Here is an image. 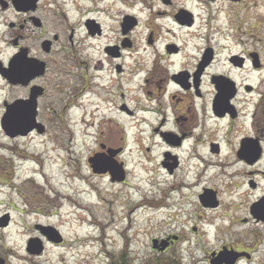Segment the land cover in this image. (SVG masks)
Returning a JSON list of instances; mask_svg holds the SVG:
<instances>
[{
	"label": "flooded vegetation",
	"instance_id": "1",
	"mask_svg": "<svg viewBox=\"0 0 264 264\" xmlns=\"http://www.w3.org/2000/svg\"><path fill=\"white\" fill-rule=\"evenodd\" d=\"M189 1L0 0V129L9 120L15 135L2 130L7 139L42 135L50 121L42 114L47 107L60 109L56 119H72L73 109L83 122L121 125L117 135L96 132L87 162L94 174L122 183L128 172L123 123L149 125L147 134L160 148L159 168L184 173L174 181L181 196L171 206L180 210L183 193L200 186L198 219H210L211 226L225 218L227 229L236 225L240 236L252 237L246 246L241 240L222 244L208 264L220 252L241 254L234 264L250 262L264 242V82L252 83L243 72L259 73L263 65L253 50L219 58L211 44H193L195 37L203 40L195 30L201 17ZM225 84L231 87L229 108L215 104ZM92 107L99 111L90 115ZM137 132L134 139L141 142ZM139 151L149 153L150 146ZM190 180L195 185H187ZM39 225L50 224L34 223L28 241H40V255L49 243L63 244V238L47 240ZM198 229L190 226L192 233ZM172 237L164 253L183 239Z\"/></svg>",
	"mask_w": 264,
	"mask_h": 264
},
{
	"label": "rangeland",
	"instance_id": "2",
	"mask_svg": "<svg viewBox=\"0 0 264 264\" xmlns=\"http://www.w3.org/2000/svg\"><path fill=\"white\" fill-rule=\"evenodd\" d=\"M188 4L201 17L195 30L201 31L203 40L195 37L193 44H211L219 58L256 51L262 70L243 72V77L255 84L264 82V0H192ZM4 94L0 91V106ZM47 109L42 114L50 121L42 135L7 139L0 129V218L8 213L9 219L7 227H0V254L9 264H108L125 246L133 264L171 255L177 264H208L211 251L222 244L253 242L251 236H240L236 225L227 229L225 218L214 220L211 226L210 219H198L200 186L183 193L185 205L180 203V210L171 206L181 196L174 190V181L183 179L184 173L180 169L173 176L159 168L160 148L147 134L149 125L123 123L128 172L124 182L115 183L106 174H94L87 159L97 147L96 132L106 129L107 136L117 135L121 125L86 123L81 111L73 109L68 112L72 119H56L60 109ZM91 110L90 115L99 111ZM137 130L142 133L141 142L134 139ZM147 145L149 153L139 151ZM180 162L185 166V157ZM185 175L191 178L190 173ZM222 179L219 183L224 186L226 178ZM247 200L242 196V201ZM36 222L56 227L63 244L49 243L41 255H28L26 243L35 234ZM192 224L199 228L196 233L190 231ZM173 234L183 239L163 254L152 250V239L160 241ZM256 247L254 258L240 264L262 263L264 242Z\"/></svg>",
	"mask_w": 264,
	"mask_h": 264
},
{
	"label": "water",
	"instance_id": "3",
	"mask_svg": "<svg viewBox=\"0 0 264 264\" xmlns=\"http://www.w3.org/2000/svg\"><path fill=\"white\" fill-rule=\"evenodd\" d=\"M232 1H239V0H232ZM210 52V51H209ZM254 61L257 62L258 54L253 53ZM260 64V60H259ZM259 64H256V66ZM229 82H231L229 80ZM232 83V82H231ZM230 85L225 84V89L219 91L217 100L215 101L216 105L222 104L224 108H229V99L232 97L230 95ZM9 120H6V122L2 123V129L10 136H14L15 132H12V128L15 127L12 125V123H9ZM32 128V127H31ZM30 129V128H29ZM89 162H92V158L89 159ZM116 171L120 174H123L122 170L120 171L118 168H115ZM122 179V178H120ZM8 214L0 218V227H5L8 225ZM42 228V231L44 235L46 236V239L52 242H60L62 240V237L58 230L54 228L53 226H42L39 225ZM170 237H167L166 239H162L159 241V239H153L152 240V248L158 249L159 251L165 250V248L168 246ZM39 242V243H37ZM27 252L30 254H40L42 251V246L40 245V241L38 239H31L27 242L26 246ZM239 253H232V252H220L219 255L215 258H212L210 260V264H234L236 259L240 256ZM0 264H4V259L0 257Z\"/></svg>",
	"mask_w": 264,
	"mask_h": 264
},
{
	"label": "trees",
	"instance_id": "4",
	"mask_svg": "<svg viewBox=\"0 0 264 264\" xmlns=\"http://www.w3.org/2000/svg\"><path fill=\"white\" fill-rule=\"evenodd\" d=\"M129 252L125 246L124 249H122L121 253L119 254L117 259H114L113 257L110 258L108 264H133L131 259H128ZM173 256H159L156 258H151L146 262L145 264H177L176 261L172 258Z\"/></svg>",
	"mask_w": 264,
	"mask_h": 264
},
{
	"label": "bare ground",
	"instance_id": "5",
	"mask_svg": "<svg viewBox=\"0 0 264 264\" xmlns=\"http://www.w3.org/2000/svg\"><path fill=\"white\" fill-rule=\"evenodd\" d=\"M186 182H187V185H190V186L195 185L194 181H192V180L186 181ZM184 188H186V185H184ZM184 190L185 189H182V191H184ZM213 217H215V216H213Z\"/></svg>",
	"mask_w": 264,
	"mask_h": 264
}]
</instances>
